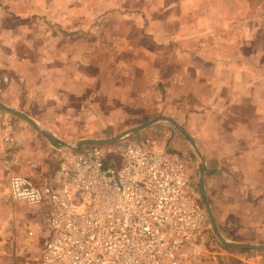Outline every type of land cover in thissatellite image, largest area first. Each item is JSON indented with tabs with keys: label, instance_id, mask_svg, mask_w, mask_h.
Returning <instances> with one entry per match:
<instances>
[{
	"label": "crops",
	"instance_id": "0c3cea01",
	"mask_svg": "<svg viewBox=\"0 0 264 264\" xmlns=\"http://www.w3.org/2000/svg\"><path fill=\"white\" fill-rule=\"evenodd\" d=\"M9 13L28 22L12 27ZM0 57L40 90L109 96L180 122L205 154L223 233L264 239V0H0ZM9 124L15 156L0 165V264H41L49 207L10 200L8 178L42 185L59 164L45 161L34 131L0 112V129Z\"/></svg>",
	"mask_w": 264,
	"mask_h": 264
},
{
	"label": "built area",
	"instance_id": "2783aa9c",
	"mask_svg": "<svg viewBox=\"0 0 264 264\" xmlns=\"http://www.w3.org/2000/svg\"><path fill=\"white\" fill-rule=\"evenodd\" d=\"M10 127L0 129V165L9 168L15 156ZM152 144L149 138L116 144L110 152L120 163H109L100 146L69 151L56 175L42 185L28 175L10 173V200L49 207L41 264L200 260L212 229L187 161L179 152ZM3 203L0 195V207Z\"/></svg>",
	"mask_w": 264,
	"mask_h": 264
},
{
	"label": "rangeland",
	"instance_id": "374dc122",
	"mask_svg": "<svg viewBox=\"0 0 264 264\" xmlns=\"http://www.w3.org/2000/svg\"><path fill=\"white\" fill-rule=\"evenodd\" d=\"M7 19L8 25L12 27H19L21 24L28 22L26 18L17 17L13 13H9ZM31 69H33V67H31ZM23 71V73L18 72L12 64L6 63L3 58L0 57V100L11 107L29 114L45 129L51 131L58 138L69 144H75L78 140L84 138H111L141 123L158 117L156 115L149 116L143 111L142 107L133 109L129 108L130 106H127L128 109L126 110V105L121 104L117 101V99L112 101L109 96L79 97L74 95L72 97L64 98L62 97L60 87L55 88L54 86V88L52 87L50 90H40L37 88L36 84L32 83V81L26 82V79L23 80L20 78L22 74H29L28 71ZM94 98H97V101H93ZM0 112L12 117L16 121L21 122L42 139L43 143L40 142L39 144L40 150L46 148L47 152H49L45 158L46 162L50 164L58 162L59 164L60 159L65 153L74 151L65 147H55L47 139V137L43 135V133L24 119L3 110H0ZM111 112H113V115ZM109 115H112V117ZM145 138H149L153 141L152 146L154 149L173 150L179 152V154L186 159L191 179L197 187L201 197L200 181L201 166L203 161L191 145L190 141L181 133V131L170 122L160 121L141 130L128 139L127 142L131 141L133 143H142L145 141ZM115 145L100 146L105 150L106 158L109 163L121 162L120 158H117L112 152H110V149H112ZM90 146H84L82 149H88ZM199 149L204 156L207 170L205 154L200 147ZM35 163L36 162H34V164ZM34 164L32 165L34 166ZM36 164L37 165L35 167L38 166V163ZM205 189L208 195L206 171ZM210 194L215 196V193L210 192ZM208 199L211 204L209 195ZM25 206L26 205H24V207ZM46 207L48 206L45 205L44 208ZM212 209L219 230L225 238L230 241L264 244V239H258L256 235H254L255 237H253V239H239L238 237L231 236L230 232H226V234L223 233L225 232V224L223 223V220H221L222 217L220 216V209L217 205L214 208L212 206ZM47 211L48 210L39 211L38 219H46ZM25 212L28 211L23 210V215ZM238 229L240 230V228ZM255 231L257 230L255 229ZM211 233V241L208 243L207 251L200 258V260L194 264H237V260L235 258H226V255L224 254L226 249L236 251L237 254L246 255L247 259L255 261V263L250 264H264V251L229 249L220 242L213 229Z\"/></svg>",
	"mask_w": 264,
	"mask_h": 264
},
{
	"label": "water",
	"instance_id": "95a60500",
	"mask_svg": "<svg viewBox=\"0 0 264 264\" xmlns=\"http://www.w3.org/2000/svg\"><path fill=\"white\" fill-rule=\"evenodd\" d=\"M0 110H3L5 112H8L10 114H13L17 117H20L27 121L29 124H31L33 127H35L37 130H39L43 135L47 137V139L57 148H68L70 150H80L84 146H90V145H97V146H106V145H115L121 142H125L128 139H130L132 136L140 132L141 130L151 126L154 123L160 122V121H167L173 124L175 127H177L181 133L190 141L191 145L194 147L198 155L203 161V164L201 166V181H200V193L203 200V203L205 205L206 211L209 215V219L212 225V229L215 233V235L218 237L220 242L229 249H235V250H254V251H264V244H256V243H248V242H237V241H230L227 238H225L217 225V221L212 209V206L210 204V201L208 199V195L205 189V171H206V165L204 156L201 153V150L199 149L197 142L193 138V136L185 129V127L179 123L177 120L168 117V116H159L153 119H150L144 123H141L129 130L124 131L121 134H118L111 138H105V139H92V138H84L81 140H78L75 144H69L60 138H58L55 134H53L51 131L45 129L42 125H40L33 117H31L29 114L20 111L14 107H11L4 102L0 100Z\"/></svg>",
	"mask_w": 264,
	"mask_h": 264
}]
</instances>
